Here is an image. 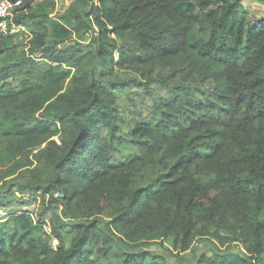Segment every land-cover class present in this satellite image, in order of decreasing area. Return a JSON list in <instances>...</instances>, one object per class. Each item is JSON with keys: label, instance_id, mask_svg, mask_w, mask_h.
<instances>
[{"label": "trees", "instance_id": "1", "mask_svg": "<svg viewBox=\"0 0 264 264\" xmlns=\"http://www.w3.org/2000/svg\"><path fill=\"white\" fill-rule=\"evenodd\" d=\"M64 1L13 11L36 31L0 65V209L41 202L1 220L0 264H169L153 243L198 238L225 249L194 264H264V19L245 0Z\"/></svg>", "mask_w": 264, "mask_h": 264}, {"label": "rangeland", "instance_id": "2", "mask_svg": "<svg viewBox=\"0 0 264 264\" xmlns=\"http://www.w3.org/2000/svg\"><path fill=\"white\" fill-rule=\"evenodd\" d=\"M57 3V10L56 12L52 13L50 16L52 18L56 17L58 14L63 13L65 10V1L64 0H56ZM243 6L245 10L247 11V14L255 19V20H261L264 19V5L253 2L251 0H245L243 2ZM21 29L19 32L8 35L10 38L5 41H0V47L4 49V53L2 56H0V65H3L5 63L15 62L19 60L24 54H26V47L28 44L29 39L31 38L32 34L36 31V26L31 22L30 20L24 21V23H20ZM210 32H206L203 34H200L199 36L202 37L204 41H207L209 39ZM5 36V35H4ZM222 41V40H221ZM219 41V42H221ZM224 42V41H222ZM87 42H85L86 45ZM74 42H67L63 46H74ZM114 59H117V53L115 52L113 55ZM115 76L119 80H128L132 77H137L140 79V75L130 69H124L120 65L115 67ZM131 93V97L134 99H140L142 96H145L144 90H140L137 92L135 89H129ZM162 95H165V93H162ZM20 199V200H18ZM30 199V195H20L16 194V198L13 199L11 204L8 207H2L0 209L1 212L4 214H0V222L4 218L7 217L9 212H19L22 209H29L31 211L35 209H39L40 207V200L37 202L33 201V203L27 207H24L23 201H27ZM110 218V210L105 209L103 214L101 215L100 221L102 223H106L109 221ZM48 229V228H47ZM69 239H66V242L68 243ZM53 243L55 241H52ZM227 248V247H226ZM224 247H220L217 244L212 243L209 239L206 238H198L195 240V242L192 245V248L185 252L180 253L178 255H175V252L172 254H169V251L172 252V242L171 239H164L157 241L156 243H153L151 247H149V250L163 255L167 258V261L169 264H194L195 260L201 256L205 255L208 257H211L214 252H218V250H224ZM230 251L232 250H239L242 251V247L239 243H232L230 248L228 247Z\"/></svg>", "mask_w": 264, "mask_h": 264}, {"label": "built area", "instance_id": "3", "mask_svg": "<svg viewBox=\"0 0 264 264\" xmlns=\"http://www.w3.org/2000/svg\"><path fill=\"white\" fill-rule=\"evenodd\" d=\"M22 0L12 2L11 0H0V34L3 35H12L21 29L20 24H17L14 19V10L19 7ZM0 214H4L0 211ZM52 246H56V241Z\"/></svg>", "mask_w": 264, "mask_h": 264}]
</instances>
